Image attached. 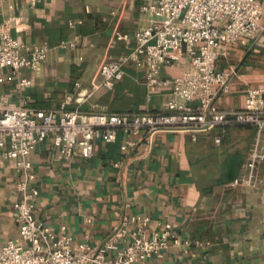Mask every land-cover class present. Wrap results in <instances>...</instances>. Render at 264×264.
I'll return each mask as SVG.
<instances>
[{
  "label": "crops",
  "instance_id": "obj_1",
  "mask_svg": "<svg viewBox=\"0 0 264 264\" xmlns=\"http://www.w3.org/2000/svg\"><path fill=\"white\" fill-rule=\"evenodd\" d=\"M147 3L39 0L31 7L29 0H0V26L9 21L23 44L51 48L38 70L23 69L0 85V92L16 106L35 109H56L73 96L70 110L165 111L171 88H147L144 70L133 62L125 65L123 80L92 91L93 83L102 80L101 64L129 53L134 34L149 25L152 16L141 8ZM260 22L254 40L218 61L220 70L234 65L239 73L231 92L217 99L223 109H242L246 89L264 84V14ZM116 33L130 40H117ZM74 38L77 48L57 47ZM189 68V62L165 66L161 75L174 78ZM21 78L31 79L32 85L20 84ZM255 134L248 124L230 125L226 134L216 127L196 139L186 132L160 131L151 139L135 136L136 145L123 152L131 136L119 131L113 142L98 141L90 159L74 160L62 158L45 140L30 155L39 190L34 213L54 232L71 235L72 246L101 244L127 218L136 228L134 218L140 216L149 218L147 235L170 222L190 241L187 251L170 248L159 264H264V162L256 187L230 185L244 172ZM22 179L13 161L0 164V247L10 241L21 244L13 212Z\"/></svg>",
  "mask_w": 264,
  "mask_h": 264
},
{
  "label": "built area",
  "instance_id": "obj_2",
  "mask_svg": "<svg viewBox=\"0 0 264 264\" xmlns=\"http://www.w3.org/2000/svg\"><path fill=\"white\" fill-rule=\"evenodd\" d=\"M39 0H29L35 7ZM142 10L152 16L148 26L133 36L134 47L118 59H106L98 69L101 82L92 91L111 86L125 77L124 67L133 62L144 70L146 87L154 90L169 86L172 96L165 111L105 112L70 110L68 96L56 109H35L12 104L0 92V164L13 161L23 177L21 199L14 204L13 215L19 225L21 244L13 241L0 247V264H159L172 247H190L170 222L147 235L148 217L124 220L101 244L78 242L65 232H54L34 209L39 190L30 155L39 143L50 140L62 158L90 159L96 143L116 140L119 131L131 138L121 146L123 152L136 145L132 138L160 131L186 132L196 139L216 127L248 124L256 129L254 142L247 154L244 172L231 186L256 187L261 179L258 169L264 162V84L248 87L242 109H223L217 99L231 92L238 68L217 65L231 50L249 44L261 30L263 4L259 0H147ZM75 23L71 22L70 25ZM117 40H130L126 33H116ZM77 38L61 41L58 48L71 50L79 45ZM49 45L27 46L12 33L10 22L0 26V85L12 81L23 69L36 71L45 62ZM190 63V68L165 78V66ZM20 84L31 86L32 80L21 78ZM220 137L215 139L220 142ZM25 243L27 245H25ZM25 245V246H24Z\"/></svg>",
  "mask_w": 264,
  "mask_h": 264
}]
</instances>
